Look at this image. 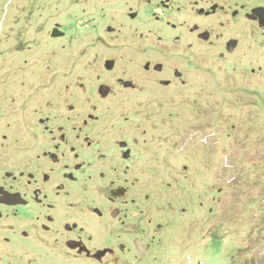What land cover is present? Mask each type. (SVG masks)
Returning a JSON list of instances; mask_svg holds the SVG:
<instances>
[{
	"label": "rangeland",
	"instance_id": "1",
	"mask_svg": "<svg viewBox=\"0 0 264 264\" xmlns=\"http://www.w3.org/2000/svg\"><path fill=\"white\" fill-rule=\"evenodd\" d=\"M174 1L0 0L1 181L26 163L42 173L43 153L57 143L67 152L55 165L62 180L72 160L63 134L77 138L73 125L93 117L104 146L90 152L87 197L128 210L136 198L142 209L127 225L109 213L93 220V231L114 230L93 245L124 241L129 264H264V25L232 13L264 0ZM214 5L223 8L199 13ZM195 23L211 29L210 41L189 32ZM232 35L241 43L227 52ZM149 58L164 70L148 74ZM102 83L112 87L107 97ZM116 139L131 140V159L106 144ZM114 165H128L119 176L126 196L100 178Z\"/></svg>",
	"mask_w": 264,
	"mask_h": 264
},
{
	"label": "flooded vegetation",
	"instance_id": "2",
	"mask_svg": "<svg viewBox=\"0 0 264 264\" xmlns=\"http://www.w3.org/2000/svg\"><path fill=\"white\" fill-rule=\"evenodd\" d=\"M174 2V0H160L164 8L171 7ZM179 8L182 9V6L179 5ZM222 8L223 6L218 5L206 10L201 7L199 13L210 15ZM243 12L248 18L264 25L263 5L254 6L251 10H246L242 6L232 11L234 18L242 16ZM136 15L137 13H132V17ZM155 16L156 19H160V15L155 14ZM164 18L168 24L176 26L171 16ZM186 21L184 18L180 25L184 26ZM188 29L191 34L208 41L213 35L210 28L198 23ZM205 32L208 38L203 37L202 34ZM240 43L238 36L228 37L224 41L225 51H234ZM221 55H224L223 52ZM109 60L114 61L112 68L106 65ZM109 60L106 61L105 66L108 70H113L116 61ZM144 67L150 75H156L157 72L164 70L163 63L150 58ZM174 74L182 76V72L177 69L174 70ZM163 82L168 85L172 79H165ZM126 83L128 84L129 81ZM111 92L112 87L107 96ZM39 121L44 125L45 130L54 132V129L49 128L48 117H40ZM89 124V128L85 127ZM73 129L77 131V138H73L68 132L63 134L64 142L69 143V156L72 160L65 164L62 180H58L55 165L60 163L61 157L67 152L61 150L63 144L60 143L55 144L54 150L44 151L43 157L47 162L43 163L45 167L39 175L36 173L38 167L35 164L26 163L19 174L15 169L6 170L3 176L13 181H1L0 178V264H129V247L124 241H119L116 245H93V236L109 233L110 235H106L112 237L114 233L113 229L105 232L93 231V220L103 218L109 213L112 217L117 216L120 225H127L129 220L136 219L142 214V209L135 203L136 198H132L133 206L129 210L119 205L113 209L104 205L93 206V195L87 197L90 195V190L93 191V173L88 171L87 167L92 166L89 158L93 148L100 149L104 145L100 140L93 139V117L85 118L81 125L74 124ZM4 137H7V134H4ZM107 143L120 148L121 156L125 160L131 159L135 152L131 140L116 139ZM10 148L12 152L17 150L15 146L10 145ZM128 165L125 169L114 165L113 169L110 168L111 171H100L101 179L107 178V181L110 179L109 185L114 196H126L127 188L131 189L128 183L124 186L120 182L127 181V178H119L122 174H128ZM87 172L92 181L81 182L80 174ZM114 173L116 176L113 175ZM22 179L26 180L17 181ZM127 234L128 232H125V237Z\"/></svg>",
	"mask_w": 264,
	"mask_h": 264
},
{
	"label": "water",
	"instance_id": "3",
	"mask_svg": "<svg viewBox=\"0 0 264 264\" xmlns=\"http://www.w3.org/2000/svg\"><path fill=\"white\" fill-rule=\"evenodd\" d=\"M207 32L203 33V37L204 38H208V35H206ZM107 67L108 68H112L113 65H114V61L113 60H109L107 63H106ZM110 90H111V87L107 84H102L100 85L99 87V92L101 93V95L103 96H107L109 93H110Z\"/></svg>",
	"mask_w": 264,
	"mask_h": 264
}]
</instances>
